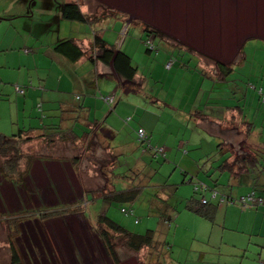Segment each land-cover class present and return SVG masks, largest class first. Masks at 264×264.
<instances>
[{"label":"rangeland","instance_id":"rangeland-1","mask_svg":"<svg viewBox=\"0 0 264 264\" xmlns=\"http://www.w3.org/2000/svg\"><path fill=\"white\" fill-rule=\"evenodd\" d=\"M72 2H76L80 10L91 17L104 16L103 19L94 22L90 18L81 22L64 17L63 5ZM0 4L4 13L8 15L26 13L30 14L29 19H32L35 26L42 22L36 34L43 29L48 32L46 40L52 41L59 37L75 38L80 40L82 49L89 50V47L86 48V39H81L92 37L97 32L109 43L116 44L126 51L136 65L137 72L142 73L146 78L142 88L145 94H132L129 97L140 101L141 104L135 103L134 107L130 106V108L123 106V115L127 124L136 127V123L142 121L152 127L154 119L145 111L160 113L163 117L164 107L162 109L151 107H161L165 99L170 102L175 93L178 96V92L183 90L182 100L176 99L177 105H182L183 110L191 105H188V95L192 93H195L192 99L194 109H202L203 103L218 104V106L224 104L226 107H223L226 109L233 106L242 107V111L237 115L231 111L223 112L218 118L207 120L209 123L204 125L215 134L212 137L217 139L219 136L223 140L221 146L228 147L234 152L248 151L247 147L242 150L238 144L244 141L245 137L242 120L255 124V131L252 134L256 136L255 140L250 137L253 142L264 143V0H18L13 2L1 0ZM113 12L118 13L120 18H114ZM26 21V18L17 16L9 22L20 25L25 24ZM145 26L158 32L161 38L160 40L153 34L150 35V40L160 44L158 49L155 48L151 53L146 52L144 41L147 35L143 28ZM240 46H243L242 60ZM97 65L99 69H111L110 66L102 63ZM230 66L233 69L226 79L219 80L217 78L219 71L226 70ZM172 73V80L165 78L167 75L170 77ZM209 74L217 77H210ZM196 76L201 80L197 90ZM66 78L68 77L64 76V80ZM139 81L136 79L134 86L125 84L121 80L120 83L128 91L127 93H132L139 90ZM58 91L56 90L60 93ZM69 91L70 96L74 97V93ZM117 92L116 97L121 94L120 89H117ZM108 93L111 95L107 97H113L114 101L115 91ZM151 96L158 97L159 102H155ZM125 102L128 105V101ZM104 104L107 108L112 106L106 102ZM138 105L141 109L135 113L133 110ZM213 112H215L213 116L218 115L216 109ZM62 113V109L58 108L56 115ZM231 115H234L235 119H231ZM19 116L22 118L23 113L20 112ZM181 124L184 126V120ZM191 124L195 125L194 122ZM183 126L181 132L188 133L189 129ZM100 132L106 138V133ZM44 134L50 133L44 132ZM137 134L138 131L135 133L136 138ZM206 134L209 135L208 132L203 135ZM48 138L50 139V137L47 139L34 137L22 144L20 141H15L10 145L11 154L6 157L0 156V264H11L13 252L16 253L21 264H114L96 233V228H102L96 222V216L103 213L131 232L144 233L147 229H152L154 238L162 244L155 256L158 264H210L206 259L204 263L198 261L196 259L198 255L194 252L206 250V244L202 241L198 242L195 236L197 231L202 229L203 218L198 217L197 223L192 220V215L188 218L186 214L191 212L183 204L185 202L183 197L190 198L194 194L193 185L189 187L184 184L180 192H169V194L173 193L172 198L177 196V199L174 198L176 209L170 212L173 216L171 221L160 218L158 213L152 214L148 211L147 202L157 193L151 192L150 189L141 192L139 198L132 204L121 206L114 202L108 203L96 197H101L102 192L111 189L113 172L116 175L118 171L125 170L129 166L133 168L134 162L129 159L121 160L123 156H119L114 163L116 168H113L110 174L113 160L108 159L107 150L101 145L102 143L95 142L94 138L84 145L59 139L49 141ZM100 140L101 138H98V141ZM208 141L206 137V151L212 148V144H216L215 141L207 145ZM19 151L23 155L16 166L12 167L8 164L9 158ZM199 151L200 149H195L191 153L196 154ZM47 158L52 159L47 160ZM152 160L151 165L147 164L152 169L155 168L157 181L163 182L165 178L172 177L173 168L161 157ZM214 161L209 159L203 162L201 165L205 169H197L193 178L199 183L206 184L208 178L204 173L206 163L215 167L220 160ZM105 163H108L104 167L106 172L100 168L101 164ZM141 165L143 166L142 163ZM149 166L146 170H150ZM213 173L214 171L211 175ZM208 180L210 181L209 178ZM158 188L160 193L167 194V191ZM183 193L185 196L182 195ZM204 194L210 197V192L205 191ZM155 201L160 205L165 204L156 199ZM57 207L70 210L56 218L30 216L15 224L10 219L37 210L51 211ZM121 207L128 210L132 208V211L125 214L121 211ZM85 213L87 217L84 216ZM108 232V239L119 252V264L154 263L148 250L143 249L137 253L130 251L125 247L120 236ZM262 232H264L263 228ZM258 239L263 241L264 237ZM167 242L170 244V250ZM252 247L258 248V251L252 249L244 251L247 258H252L262 251L264 254V246L260 248L254 243ZM212 261H215L214 258Z\"/></svg>","mask_w":264,"mask_h":264},{"label":"crops","instance_id":"crops-1","mask_svg":"<svg viewBox=\"0 0 264 264\" xmlns=\"http://www.w3.org/2000/svg\"><path fill=\"white\" fill-rule=\"evenodd\" d=\"M2 1L13 2L18 0ZM1 7L0 4L1 136L10 138L13 142H18L28 136H41L44 139L46 136L44 132H49L53 134L51 138L58 139L57 137L59 136L61 141L65 140V142L80 145L87 144L88 140L94 138L95 142L102 143L101 145L107 150L108 159L113 160L110 171L107 170L110 174L112 169L116 168L114 163L119 156H123L121 160L129 159L134 162L133 168L129 166L125 169L126 172L125 170H122L124 172L118 171L116 178H111V188L138 187L137 199L141 192L147 189H150L151 192H157L147 202L148 211L152 214L158 213L163 219L169 218V221L173 219L170 212L176 209L174 201L177 199V196H174L175 199L172 198L173 193L169 194V192H180L182 185L186 184L189 186L192 183H196L197 180L193 178V176H196V170L205 169L201 164L209 159L214 161V159L219 157L220 152H224V156L221 157L222 160L228 157L230 163L234 161V156H228V152H226L228 147L221 146L223 140L217 135V139L212 137L215 134L204 127V125L206 126L209 123L207 120L211 121L212 118H218L223 112L228 113L229 109L225 108L226 105L223 104L225 106L223 107L218 106V104L206 105V103H203L202 109H194L192 99L195 93H192L188 95V105H191L183 110L182 105H177L178 103L176 102V99L182 100V93L184 92L183 90L182 92L179 91L180 85H178V96L175 93L171 97L170 102L165 99L161 107H151L152 109H162L164 107L165 110L162 111L164 113L163 117L160 113L154 114L155 112L145 111L154 119L152 127L142 121L137 122L136 127L127 124L128 122L126 123L125 121L126 117L123 115V106L130 108V106L134 107L135 103L141 104L140 101H135V99L129 97L132 94H145L142 92V88L146 78L143 77L142 73H136V79L140 80L139 90L137 92L124 93L120 79L114 74L112 68H109L110 70L99 69L97 64L102 62L98 60L89 61L87 56H83L75 62L69 61L54 52V44L64 39L59 37L60 39L54 38L52 41L46 40L48 32L42 29V32L36 34V30L39 29L42 22L35 26L32 19H29L30 16L28 15L30 14L17 13L8 15L4 13ZM17 16L26 18V23L16 25L15 22H9L16 19ZM5 18L9 19L6 20ZM84 39L87 41L86 48H88L92 38L82 37L81 40ZM75 40L80 45V40ZM100 70L105 73H101ZM172 75L173 73L170 74V77L167 75L165 78L172 80ZM64 76L68 77L66 78L67 81L64 80ZM208 76L211 77L213 75L209 74ZM199 83H201V80L196 76V90ZM59 89L61 91H58ZM117 89L121 91L118 97H116L118 94ZM56 90L60 93H57ZM65 90L68 92H65ZM69 90L74 93V97L70 96ZM110 91H115V95H113L114 104H110V106L112 105L111 108H107L104 104L106 102L104 98L111 95L108 93ZM151 98L155 102H159L158 97L151 96ZM137 99L139 100V98ZM126 100L128 105L125 102ZM58 108L62 109V115H56ZM139 109L141 107L138 105L133 111L136 113ZM214 109L218 111L217 116H213L215 115ZM53 111H56V113L53 114ZM20 112L23 113L22 118L19 116ZM234 113L238 114V112ZM183 120L184 126L181 124ZM95 122L98 123L97 126ZM191 122H194L195 125H192ZM182 126L183 128L186 126L189 132H181ZM140 128H143L148 133L150 146H147V144L140 145L136 140L135 133ZM100 131L106 133V138L100 134ZM24 132H28V135ZM86 132L89 133L85 134ZM206 132L209 135L206 134L204 136L203 134ZM18 134H20V137L17 136ZM206 137L209 140L207 145L216 141V144H212V148L209 151H206ZM251 137L255 140L256 136L252 135ZM98 138H101V140L98 141ZM243 139L244 141L238 143L242 149L247 147L248 151L256 148L264 150V143L259 141V143H254L250 137L246 136ZM155 147L163 148L164 154H159V156L173 168L172 177H164L165 181L163 182L157 181L155 168L152 169L148 165L153 162L152 158L157 159L159 157L153 155L152 150ZM237 148L241 149L238 145ZM195 149H200L199 153H191ZM49 159L52 158H47V160ZM61 161L66 162L65 160ZM107 164H101L100 168H103L104 171V167ZM211 165L213 164L206 163V172ZM240 165L241 162L237 163L233 167L234 172L229 173V176L223 174L222 181L226 186L219 185L217 187L222 193L233 197L234 200L252 190V180L247 179L243 181L244 183L238 182V172H240L238 167ZM147 166H149L150 170H146ZM113 173L111 176H113ZM259 183V189L255 190L264 192V175H262ZM206 184L213 186L207 179ZM158 187L167 191V194L160 193ZM182 195L185 196V193ZM188 197H183L185 208L188 204ZM96 198L104 200L101 197ZM155 199L165 204L160 205ZM190 212L191 214H186L187 217L191 218L190 215H192V220L197 223V219L200 216L193 211ZM84 216L87 217V214L85 213ZM262 228L264 230V206L250 208L238 202H221L213 221L203 218L202 229L197 231L195 235L198 238V242L202 241L206 244V250L194 251L198 255L196 259L202 263L206 259V262H210V264H264L263 251L255 254L252 258H247L244 254V251L248 249L258 251V248L252 247L254 243L261 248L264 246V239L263 241L258 239L259 237H264ZM247 243L249 245H246ZM244 248L245 250H243ZM155 256L157 255L155 254L152 257L154 261L152 264L159 263L157 260L155 261ZM212 258L215 261H212Z\"/></svg>","mask_w":264,"mask_h":264},{"label":"trees","instance_id":"trees-1","mask_svg":"<svg viewBox=\"0 0 264 264\" xmlns=\"http://www.w3.org/2000/svg\"><path fill=\"white\" fill-rule=\"evenodd\" d=\"M62 14L64 15V17L70 20H77L81 22H85L87 19H90V18H92L94 22H97V21L99 22L104 17V16H100V18L99 17L95 18L93 16L91 17V15H89L88 13L82 12L80 10L79 5L76 2H72L70 4L69 3L64 4L62 8ZM113 14H114L113 16L114 18H120L118 13L113 12ZM105 16L107 17V15ZM143 28L147 35V39H145L144 41L146 45V52L151 53L155 48L158 49V46H160V44H155L152 40H150V35L153 34L155 37H158L160 40L161 38L158 32H156L155 30H152L146 26ZM91 38L92 39L90 40V45L88 48L89 50L82 49V47L79 45V43L75 39L66 38L54 44V52L65 57L71 62L78 61L83 56H87L89 61L98 60L102 62L103 64L110 66L113 69L114 74L125 84H128L130 86L136 85L135 82H136L137 69L130 55L126 51L117 47L116 44H111L108 41H106L100 33L95 32ZM239 52L242 54L241 56V60H242L244 58L243 46H240ZM232 69H233L232 66H230L226 70L222 69L219 71V77L214 76V75L213 77L215 78L217 77L219 80L220 79L224 80L226 79L227 75L232 71ZM127 92L128 91L125 90V93ZM77 98L79 97L77 96ZM227 109H229V111L231 112H241L242 111L241 106L228 107ZM233 118L235 119V116L231 115V119ZM241 124H243L245 128V136L248 138L251 137L253 132L255 131V127H256L255 124L253 122H248L245 120H242ZM95 125L97 126L98 123L95 122ZM140 129H143V128H140ZM24 133L27 134L28 132H24ZM88 133L89 132H86L85 134H88ZM52 135L53 134H49V135H46L45 137L46 139L47 137H50V139L48 138L49 141H53L54 138H51ZM17 136L20 137V134H18ZM17 136H14V137H17ZM30 138H34V137L33 136L24 137L20 140L21 142L20 144L26 143L27 139H30ZM57 138L61 139V137L59 136ZM148 138H149V141L146 144L147 146H150L149 135H148ZM136 140L138 141L137 138ZM138 142L140 145L144 144L141 141H138ZM12 143H15V142H13L10 138L8 139L5 136L0 135V156L1 157H6L7 155L11 154L12 146L10 145ZM226 152H228V156L234 155V161L230 163L228 160V157L222 160L221 157L224 156V152H220L219 157L216 159L218 160L220 159L221 162L219 161V163L215 167L211 165L212 167L211 166L209 167L211 169L208 168L207 172L206 171L204 172L206 176L210 179V181L213 182L212 183L213 186H209L201 182L199 183V181H197L196 183H192L194 194L190 198H188V204L186 205V208L188 210L193 211L196 214H198L200 217L206 218L210 221H213V218L221 202H224V201L229 202V203L238 202L243 205V203L241 202V198L246 196L250 192H254L257 198L264 199V192L255 190V189H259V185H260L259 180L261 179L262 175H264V150H261L260 148H256V149H253L252 151H247V152L237 151L238 153L235 151L236 152L235 153L232 149L228 148ZM22 155L23 154L20 151L18 152V154L13 153V156L9 158L8 164L11 165L12 167H15L17 164V161L22 157ZM153 155H155V151H153ZM158 156L159 154L157 155V157ZM239 162H241V165L240 167H238V170H240V172H238V178H239L238 182H243V181H246L247 179H250L253 181V183H252V190H250V192L246 193L243 196H239L237 199L234 200L233 197H230L229 195L227 196L226 194L222 193L220 189L217 187L219 185L226 186V184H224L223 181L220 182V180H222L223 174L226 173L229 176L230 175L229 173L234 172L233 167ZM212 170L214 171V173L211 175V173L213 172ZM116 176L117 174L116 175L113 174L112 177L116 178ZM208 178L206 179L208 180ZM137 190H138V187H134V186H128L123 189H117L116 187H112L110 190L102 192L101 198L109 203L114 202V203H117L123 206L124 204H132L134 201H136L137 196H138ZM205 191L210 192V197H207L204 194ZM259 206H264V203L259 204L256 201L255 204L248 205L246 207L256 208ZM69 210L70 209L65 208V207L64 208L63 207L53 208V210L51 209V211L50 210L49 211L48 210H37L35 212H31V213L29 212L28 214L24 213L20 216L12 217L10 219H12L14 221L12 223L15 224L17 221L25 217H30V216H39L40 218H51V217L56 218V216L58 217L64 213H67L69 212ZM121 211L125 214H129L130 211H132V208L128 210L125 207H121ZM160 218L163 219V217L161 216ZM164 220L169 221V218H166ZM96 222H98L99 226H102V228L100 229L96 228V233L99 237L101 244L104 247L106 254L111 258V261L114 264H119L120 262L119 252H117L114 245L108 239V236H107V234L109 233L108 231L112 232L114 235L120 236L124 242L125 247L129 249L130 251H133L136 253L139 252L140 250L145 249V250H148L149 251L148 254L153 257L156 254L155 251L158 253L160 245H162L159 241H157L154 238V231L152 229H147L144 233L131 232L127 230L126 228H124L119 223L110 219L105 213L99 214ZM166 244L170 250L171 249L170 244L168 242ZM13 253H14L13 261L11 264H21L19 260L17 259L16 253L15 252Z\"/></svg>","mask_w":264,"mask_h":264},{"label":"built area","instance_id":"built-area-1","mask_svg":"<svg viewBox=\"0 0 264 264\" xmlns=\"http://www.w3.org/2000/svg\"><path fill=\"white\" fill-rule=\"evenodd\" d=\"M104 100L109 104L113 103V97H111V98L105 97ZM137 131H138V134H137L138 141L148 143V141H149L148 134L143 129H138ZM152 151H155V155H154L155 157L158 154H164L163 148H156L155 147ZM256 201L259 204L264 203V199L263 198H257V196L255 195L254 192H250L249 194H247L246 196L241 198V202L245 206L253 205V204H255Z\"/></svg>","mask_w":264,"mask_h":264}]
</instances>
